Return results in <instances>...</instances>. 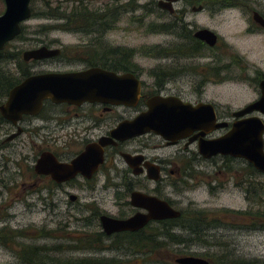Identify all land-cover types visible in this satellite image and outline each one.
Segmentation results:
<instances>
[{
    "label": "rangeland",
    "instance_id": "374dc122",
    "mask_svg": "<svg viewBox=\"0 0 264 264\" xmlns=\"http://www.w3.org/2000/svg\"><path fill=\"white\" fill-rule=\"evenodd\" d=\"M158 1L31 0L30 8L34 16L22 25L24 30L20 36L8 45L5 54L0 57V73L8 76V72L12 71L16 74V79H19L18 65L22 61V54L40 47L59 49L61 57L38 63L22 62V68L27 66L28 71L35 75L77 71L82 67L80 64L82 61H93L98 55L107 54L106 51L111 45L134 51L137 57L135 61L145 70L143 80L151 83L153 74L160 71L165 73L174 71V61L171 59L174 56L160 60L156 58L158 56L148 54L147 50L162 49L165 52L168 50L175 52L177 47L182 45L178 50L185 52L181 48H189L191 44L188 37L185 40L179 37L185 35L180 30H176L171 35L147 33L149 32L146 29L147 25L162 24L171 19V16L156 9L154 4ZM58 7L59 13L48 11L49 9L54 11ZM74 7L79 9L84 7L92 14H101L116 7L120 13L114 28L104 34L102 39L98 34L50 30L65 23L53 18L54 14L65 13L69 16ZM199 7L204 9L203 12L192 13V9ZM4 10V3L0 0V16ZM174 10L175 14L172 17L180 19L188 29L193 31L208 29L219 38V46L215 50H203L195 59L184 58V62L180 61L183 66L189 65L190 70H193L194 82H198L201 78L209 81L202 97L192 92L186 99L194 104L200 101L199 98L204 102L213 103L219 118L250 103L254 96L245 87L235 85L221 87V84H214L212 82L218 81L211 77L208 71L221 65L218 64L221 62V36L226 37L229 43L234 45V49L244 56L250 66H258L264 71V38L261 40L243 36L246 23L235 19L236 15H221V0H182L174 6ZM15 55L19 57L12 59L16 57ZM3 101L4 99L1 102ZM33 124L39 127L41 122L36 121ZM15 147L13 167H10L5 177L0 175V239L6 241L5 246L0 243V264H21L17 258L21 247L47 248L50 259L56 257L71 261L115 259L121 262L120 264H142L140 260L142 257L131 254L132 251L126 252L124 248H117L119 244L116 241L112 243L114 240L104 241L103 246H97V249H106L101 252L75 251L73 247L76 239L93 237L101 233L96 215L106 213L105 215L117 217L119 213L125 212L126 208L115 200V191L61 190L52 188L45 180L38 181L30 168L35 165L40 153L44 151V144L39 135H35L31 141L28 135H24L15 143L14 149ZM164 154L165 151H162L161 155ZM222 163L221 161V165ZM231 166L235 168L236 165ZM166 176L167 178L163 176V186L168 184L169 177ZM9 178L14 182H5ZM221 181H224L223 176ZM257 183L261 185L260 188L258 187L261 200L256 199V202L251 204L245 202L242 190L237 191L231 186L232 182L221 191L218 200L209 197L205 188L195 193H177L172 186L165 187L166 195L177 202L182 211L192 204L198 209L211 210L206 212L209 215L215 208H221V212L225 211L228 214L221 216V227L218 231L205 234V243L185 242L180 248L173 247L166 250L162 259L156 257V262L173 264L175 259L188 254L189 256H185L191 255L203 260L213 259L216 263L221 261V257H225L227 264L232 262L264 264V230L249 233L248 230L241 228V225L236 224L237 222L230 220L240 211L248 212L250 207L256 211L259 208L264 211V178H258ZM34 184L35 187H30ZM66 194L76 196L77 201L70 203ZM174 230L176 235L186 234ZM186 238L196 239L192 236ZM187 239L185 241H188ZM58 246L61 248L60 252H52L53 248ZM180 252L183 255H180ZM163 253L161 252L162 255Z\"/></svg>",
    "mask_w": 264,
    "mask_h": 264
},
{
    "label": "flooded vegetation",
    "instance_id": "af4514ba",
    "mask_svg": "<svg viewBox=\"0 0 264 264\" xmlns=\"http://www.w3.org/2000/svg\"><path fill=\"white\" fill-rule=\"evenodd\" d=\"M181 1L182 0L177 4ZM158 2L154 5L161 13H165L171 17L175 14L174 6L177 4L173 5V13L170 14L160 10L157 6ZM199 8H201V11L198 13L203 12L204 9L202 7ZM193 10L195 9H192V13H194ZM223 14L230 16L236 15L237 18L235 19H240L246 23L243 29V36L248 38H259L261 40L264 38V0H221V15ZM182 25L188 33L179 37L181 39L184 37H192L196 43L201 45V52L203 50L213 51L219 46V38L212 31L208 29H197L193 31L188 29L184 23H182ZM201 30H208L217 37V42L214 47L211 48L194 38L195 33ZM110 31L111 30L106 31V33ZM190 47H192L191 44L189 45V48ZM106 52L107 55H98L97 58L95 57V60L102 61L101 65L89 67L86 63L92 60H86L80 63L82 67L77 71L71 72H83L96 68L118 77L131 75L138 82L140 87L138 103L135 106L84 104L75 107L68 105H53L47 102V104L45 103L43 105L37 117L24 116L16 125L0 117L1 177H5L10 167H13V159L16 156V147L14 149L15 143L24 135H28L30 141L34 139L35 135H39L42 144H44V151L42 153H50L59 164L64 166H71L72 162L80 157L90 146L94 147L97 152L102 151V163L93 174L89 172L91 164L86 163L83 168L85 169L84 174H78L74 178L61 184H56L50 177L36 176L38 181L45 180L54 189L90 190L96 192L115 191V200L121 202L122 207H125L126 211L119 213L117 217L105 215L106 213L98 214L96 215L98 221L101 217L124 221L134 217L136 214L148 215V211L145 209H136L131 205V195L133 193H139L167 203L171 209L180 214V217L183 212H187V214H190L191 225L193 224L192 217L194 213L206 214L207 211H211L198 209L192 204L185 208V210H180L179 204L166 195L165 187L168 188V186H172L173 190L177 193H195L205 188L209 197L218 200L221 197V191L231 185L232 182L231 186L233 188L237 191L242 190L246 203H255L257 179L264 178V175L258 173L244 160L222 156L204 159L198 152V142L195 141L190 143V140H192L198 132H194L186 139L177 141L175 144L166 142L152 133L144 134L143 136L123 142L114 141L111 134L123 122H131L138 116L144 114L147 111V102L156 97L161 99L176 98L183 104H190L192 106L198 104L212 106L215 112L216 123H225L227 124V128L207 134L206 137L202 139L203 141L219 139L226 135L234 124L244 123L246 121H258L264 127V113L259 111H254L238 119L234 118V114L262 100L264 91V71L258 66H250L244 56L242 54L240 55L238 51L234 49V45L230 44L226 37L221 36V62H218V64L221 63V65L213 69L210 68V71H208L211 77L215 78L218 82H211L214 84H221V87L234 85L243 86L252 93L254 99L242 108L229 113L227 116L219 118L213 103L204 102L199 98L200 101L194 104L186 99L187 95L192 94V92H196L199 97H202L205 94V89L209 82L204 78H201L198 82H194L192 77L193 70H190L189 65L183 66V64L180 63L184 58L192 60L197 56L171 55L174 56L171 57L174 61V71L166 73L161 71V73L157 72L152 75V82L148 83L143 80L145 70L135 61L137 57L134 51L110 45ZM156 58L165 60L169 57L158 56ZM182 62H184V60ZM160 67L161 66H158V68ZM8 74L12 78H16V74L12 73V71H9ZM8 94L4 101L0 102V107L5 103ZM260 107L264 110V102ZM36 121L41 122L39 127L33 126V123ZM18 130L21 131L20 135L14 140L8 141ZM262 138L264 151V133ZM162 151H165L164 155H161ZM42 153H40V155ZM124 157L137 159L140 160V162L136 168H131L125 162ZM221 161L223 162L222 165ZM232 164L236 165L235 168L231 166ZM30 169L31 173L35 174L34 166ZM86 171H88L87 174ZM86 175L90 176L87 177ZM155 175L157 177L156 180L152 178ZM164 175L166 178V175H168L169 178L168 184L163 186L162 182ZM221 176H223L224 181H221ZM5 182H14V180L9 178L5 180ZM35 186L34 184L30 187ZM21 188H23V185ZM66 196L70 203H75L77 201V197L74 195L66 194ZM71 197H74L75 200L71 201ZM248 210V212H238V215L234 218H230V220L237 222L236 224L241 225V228L248 230L249 233H253L257 231L255 227L256 210H254L253 207H250ZM217 211L220 212L218 213ZM212 212V214H216L215 212H217V216L213 217L212 215L211 220L212 223H217L218 226H213L211 229L202 228L204 236L209 232H212V234L215 233L221 227V208H215ZM180 217L175 220L150 221L144 228L136 233H145V231L152 230L153 228L160 229L163 224L164 226H168L170 223L179 220ZM136 233L126 232L108 237L103 234L101 229V234L104 235L106 240H115L118 236L135 235ZM175 233L176 230H173L172 235H174V237L177 236Z\"/></svg>",
    "mask_w": 264,
    "mask_h": 264
},
{
    "label": "water",
    "instance_id": "95a60500",
    "mask_svg": "<svg viewBox=\"0 0 264 264\" xmlns=\"http://www.w3.org/2000/svg\"><path fill=\"white\" fill-rule=\"evenodd\" d=\"M2 1L5 10L0 16V53L6 45L12 43L21 34L22 25L30 21L32 17L31 0ZM179 1L160 0L157 6L160 10L172 14L173 5ZM200 11L201 8L193 10L194 13ZM194 38L211 48L217 42V37L208 30L196 32ZM60 55L59 49L40 47L24 52L21 59L23 63L28 64L56 59ZM139 93V84L133 76L118 77L96 68L83 72L38 74L26 78L9 92L5 103L0 107V117L16 125L24 116L37 117L47 102L53 105L75 107L84 104L135 106L139 101ZM263 102L264 91L259 103L234 114V118H241L254 111L264 113L260 107ZM225 128L227 124L216 123L215 112L210 105L192 106L183 104L176 98L156 97L147 102V111L144 114L131 122H123L112 132L111 136L114 141L123 142L152 133L166 142L175 144L194 132H198L190 143L198 142V152L204 159L222 156L244 160L258 173L264 175L263 125L254 120L246 121L234 124L231 130L219 139L202 140L207 134ZM20 133L21 131L18 130L8 141L17 138ZM104 144L102 145L105 146ZM124 159L131 168H136L140 162V160L129 157H124ZM86 163L91 164L89 172L93 174L102 163V151L97 152L94 147L90 146L72 162L71 166L59 164L50 153H42L35 162L34 172L38 177H50L56 184H61L78 174H84L85 169L83 168ZM152 178L157 179L156 175ZM70 200L75 199L71 197ZM131 205L136 209H145L148 215L136 214L124 221L101 217L99 221L104 235L109 237L126 232L136 233L150 221L175 220L180 217V214L171 209L167 203L139 193L131 195ZM174 263L208 264L206 260L195 257L177 258Z\"/></svg>",
    "mask_w": 264,
    "mask_h": 264
},
{
    "label": "trees",
    "instance_id": "16d2710c",
    "mask_svg": "<svg viewBox=\"0 0 264 264\" xmlns=\"http://www.w3.org/2000/svg\"><path fill=\"white\" fill-rule=\"evenodd\" d=\"M82 3V2H80ZM125 6L122 8L124 9ZM48 11H52L54 13H59V7L54 9H49ZM151 11V9H150ZM120 10L117 9L116 7L112 10H106L101 14H92L89 13L88 10L84 7L82 8H77L74 7L72 9V13H70L69 16H66L65 13L63 14H54L52 16L53 18L60 20V21H65L63 25H58L56 27H53L50 30H62L65 32H75V33H89V34H98L100 35L99 38L102 37L106 31L112 30L114 28L118 16H119ZM32 16L34 14L32 13ZM32 18V17H31ZM149 30V34H169L171 35L172 33H175L176 30H180L181 33H188L185 30V27L182 25L180 19H176L174 17H171V19L168 22L162 23V24H154L151 23L147 25V28ZM24 30L23 27H21V33ZM190 34V33H189ZM20 36V35H19ZM18 36V37H19ZM182 36V35H181ZM17 37V38H18ZM187 37H184L182 39H186ZM189 42L191 43L192 47L186 48L183 47L181 50H184L185 52H180L178 49L182 46L180 45L177 47L176 51L168 50V51H162V49H149L147 50L148 54H153L155 56H162V57H169L173 54H180L184 56H193L196 57L200 55L201 53V45L199 43H196L192 37L188 38ZM9 45V44H8ZM6 45L5 49L0 53V57L5 54L6 48L8 47ZM91 52V51H89ZM92 54V53H91ZM104 55H107L104 53ZM18 58L19 55H15ZM61 57V55H60ZM22 61L18 65V70H19V79L12 78L10 75H4V73H0V102L6 98L7 94L9 93L10 90L13 89V87L17 86L20 84L23 80L26 78L30 77L31 74L27 66L26 68L23 67ZM89 65V67H97L98 65L102 64L101 60H93V61H88L86 63ZM47 104V103H46ZM258 187L260 188L261 185L257 183V187L255 189V198L260 201L261 196L259 195ZM228 214L225 211L221 212V216H226ZM217 216V214H197L194 213L193 215V224L191 225V218L190 214H187V212H183L181 214V217L179 220L170 223L168 226H164V224L161 226V228H153L152 230L145 231L144 232H139L136 233L135 235H123V236H118L115 238L113 242H118L119 246L117 248H124L125 251H132L131 254L140 256V260H142V264H171V263H164L163 261L161 262H156L157 258L160 257L161 259L165 255L166 250L173 249L174 248H180L187 243H205V238L206 236L203 235V230L204 229H211L213 226L217 227V223H212L211 216ZM256 230H264V211L259 208L258 211H256ZM214 219V218H212ZM177 229L183 232H186L185 235L180 234L174 237L172 235L173 230ZM192 236V238L196 239H190L188 240L186 237ZM187 239L188 241H185ZM6 240V239H5ZM104 241H109L106 240L104 235L101 233H98L96 236L93 237H83L80 239H76L74 241V250L81 252V251H103L104 248H98L97 246H103ZM5 242L0 239V243H2L5 246ZM60 247H54L52 252L59 253L60 252ZM106 250V249H104ZM161 252H164L163 255ZM48 249L47 248H37V247H21L19 248V251L17 253V258L21 264H120L118 260L111 259V260H63L59 258H53L50 259L48 257ZM180 255H183L182 252H180ZM188 254H184L183 257H188L185 256ZM191 257V255H190ZM206 260V259H205ZM208 264H227V261L225 257H221V261L215 262L213 259H207L206 260ZM175 264V263H173ZM230 264H243V263H235L232 262Z\"/></svg>",
    "mask_w": 264,
    "mask_h": 264
},
{
    "label": "bare ground",
    "instance_id": "6f19581e",
    "mask_svg": "<svg viewBox=\"0 0 264 264\" xmlns=\"http://www.w3.org/2000/svg\"><path fill=\"white\" fill-rule=\"evenodd\" d=\"M14 88V87H13ZM207 260V259H206Z\"/></svg>",
    "mask_w": 264,
    "mask_h": 264
}]
</instances>
